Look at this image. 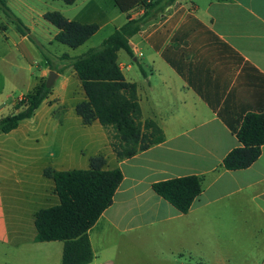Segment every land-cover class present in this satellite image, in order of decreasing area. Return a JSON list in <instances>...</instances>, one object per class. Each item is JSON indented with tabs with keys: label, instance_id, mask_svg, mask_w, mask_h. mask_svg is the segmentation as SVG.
<instances>
[{
	"label": "crops",
	"instance_id": "1",
	"mask_svg": "<svg viewBox=\"0 0 264 264\" xmlns=\"http://www.w3.org/2000/svg\"><path fill=\"white\" fill-rule=\"evenodd\" d=\"M7 5L52 64L9 18L0 19V120L17 113L51 72L58 79L32 118L0 133V264H62L63 242L37 241V214L60 204L47 173L90 170L98 158L102 171L119 169L123 180L89 231L91 264H225V255L208 249L229 250L232 259L249 251L247 263L264 264V147L248 169L223 167L240 147L245 118L264 113V0H176L130 39L133 57L120 51L119 65L138 87L142 121L157 123L165 142L123 161L98 120L84 124L77 112L88 101L82 83L60 57L100 46L145 9L123 13L115 0ZM50 12L99 30L71 49L56 42ZM189 176L203 178L204 191L181 214L153 185Z\"/></svg>",
	"mask_w": 264,
	"mask_h": 264
},
{
	"label": "trees",
	"instance_id": "2",
	"mask_svg": "<svg viewBox=\"0 0 264 264\" xmlns=\"http://www.w3.org/2000/svg\"><path fill=\"white\" fill-rule=\"evenodd\" d=\"M61 1L73 5L77 0ZM175 2L115 0L123 13L137 7H143L145 12L139 19L128 21L99 47L84 55L72 58L65 54L60 57L75 69L88 100L78 106V114L86 125L94 120L100 122L108 131L114 153L121 161L164 143L165 135L154 121H142L138 87L126 80L118 62V53L125 51L133 57L130 39L139 34L153 17ZM0 9L21 35L30 38L51 66L50 52L30 36L29 29L10 10L7 0H0ZM45 19L60 30L56 42L71 49L83 46L99 30L96 24L70 22L56 12L47 13ZM51 90L46 82L36 87L21 102L17 113L0 120V133L8 134L17 129L22 121L32 118ZM236 135L240 147L223 161V167L228 171L248 169L260 158L264 147V113H250ZM103 162L101 158L92 160L90 170L47 173L55 182L60 204L37 214V241L63 242L62 264H91L94 260L89 231L112 206L123 180V173L119 169L102 171L100 165ZM153 190L181 214H187L204 191V179L189 176L162 181L155 183Z\"/></svg>",
	"mask_w": 264,
	"mask_h": 264
},
{
	"label": "rangeland",
	"instance_id": "3",
	"mask_svg": "<svg viewBox=\"0 0 264 264\" xmlns=\"http://www.w3.org/2000/svg\"><path fill=\"white\" fill-rule=\"evenodd\" d=\"M3 18H6V16L3 14V12L1 11V9H0V19L1 20H3ZM99 47V46H98ZM97 48V47H96ZM212 243L213 242H211V243H208V247L209 246H211L212 245ZM207 253H208V255H210V256H213V254H223V255H225L226 256V261H225V264H249V263H247L246 262V259H247V255L246 254H249V253H251V252H249V251H246L245 253V257H244V259L240 256V257H238V258H236V256H235V258H231L230 257V255H231V252L229 251V250H225V251H219V250H217L216 252H215V250H210V249H208V251H207ZM185 262V261H184ZM185 264H199L198 262H197V260H192V261H190V260H186V262H185Z\"/></svg>",
	"mask_w": 264,
	"mask_h": 264
},
{
	"label": "water",
	"instance_id": "4",
	"mask_svg": "<svg viewBox=\"0 0 264 264\" xmlns=\"http://www.w3.org/2000/svg\"><path fill=\"white\" fill-rule=\"evenodd\" d=\"M57 79H58V75L55 72H51L46 82L47 88L51 89L54 86Z\"/></svg>",
	"mask_w": 264,
	"mask_h": 264
}]
</instances>
